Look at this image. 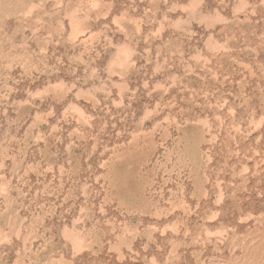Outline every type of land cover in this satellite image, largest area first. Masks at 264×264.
I'll return each mask as SVG.
<instances>
[{
  "label": "rangeland",
  "instance_id": "1",
  "mask_svg": "<svg viewBox=\"0 0 264 264\" xmlns=\"http://www.w3.org/2000/svg\"><path fill=\"white\" fill-rule=\"evenodd\" d=\"M0 264H264V0H0Z\"/></svg>",
  "mask_w": 264,
  "mask_h": 264
}]
</instances>
